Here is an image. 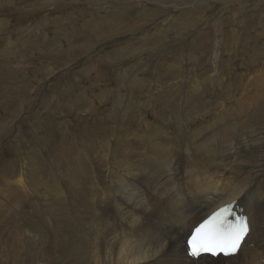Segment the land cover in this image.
<instances>
[{
    "label": "bare ground",
    "instance_id": "6f19581e",
    "mask_svg": "<svg viewBox=\"0 0 264 264\" xmlns=\"http://www.w3.org/2000/svg\"><path fill=\"white\" fill-rule=\"evenodd\" d=\"M89 1L94 6L113 2V0ZM129 1L131 4L133 3L131 1L137 0ZM146 1L160 4L164 9L170 8L173 14L185 11L188 6L201 4L204 0ZM206 1H213L221 8L225 2L229 4L242 0ZM51 2L52 0L43 2V5L47 7ZM119 9H123L119 17H116L120 24L112 30V33L116 34V31L120 30L119 33L123 34L126 30L129 34L128 43L137 45L132 47L134 51L130 50L129 46L121 47L124 53L120 54V50L118 51L117 62L112 60V52L107 54L105 66H109L113 72H105L109 75L113 74L109 77H114V81L118 82V88L115 95L110 86L108 89L111 90L107 91V89L104 92L111 113L105 112L102 118L109 119L107 126L109 124L111 126L112 119L115 116L120 117L117 127H120L118 130L121 134L116 140V152L110 154L112 146L104 138L107 130H103L102 125L95 128L88 124V117L85 114L86 116H82L83 122H86L84 130L79 128L81 124H74L76 125L74 135L82 138L80 141L82 145H79L80 143L77 145L74 140L70 143L68 140H61L60 137V139L57 137L56 141L54 138L51 154L55 153V155L52 158L60 169L64 167L58 175L50 170L49 165H43L39 161V169L29 172L28 178L24 176L27 183L24 178L22 180V188L26 184L27 188L18 189L12 185L14 174L10 172L13 170L11 167H16V163L13 159L11 161L6 158V162L0 165V186L6 188L7 193H11V203L19 207L16 209L10 207V210L0 212V236H5L2 226H8L7 236L12 241L14 253L19 250L29 258V263L33 261L32 264H56L57 257L64 254H69L75 264L80 262L83 264H264V162L249 170L247 157L243 156V153L250 151V142L256 141L254 135L253 138L248 136V130L245 128V125L250 123L249 114L261 108L264 110V72L256 68L259 54L255 56L251 65H246L244 71L246 77L234 75L236 81L245 80V82L235 87L232 86L234 81L232 74L221 77L222 81L226 78L230 83V90L225 91L226 93L221 92L222 94L218 91L213 92L214 86L219 84V79L214 76L212 79L196 77L193 80L154 76L155 83L159 84L166 93V97L162 99L165 101L154 105L157 109L156 114L163 115L166 110L168 112V108H171L170 118L159 119L165 124L161 127L163 132L154 128L147 118L143 119L147 121L145 127L143 126L144 131L133 132L129 130L128 123L138 122L140 118L131 115V109L138 103L140 108L146 109L147 100H144L141 94H150L154 89L152 83L145 80V74H141L139 64L140 55L149 51L142 43L147 37L141 39L135 37L141 30L142 24L150 21H153L152 24L166 22L170 25L172 21L177 24L187 11L177 17L173 16V20L168 15L154 22L155 18L161 16L156 11H142L137 18L136 13L130 12L129 6ZM93 12L100 13L102 10ZM194 13L196 12H191L189 15L193 16ZM200 15L199 18L195 15V18L185 19L180 28L175 26L154 28L153 34L162 28H173V35L183 36V31L187 32L189 29L188 24L193 28L196 22L206 20L204 15ZM109 24H113L112 20ZM108 25L103 30L108 29ZM103 30H101L102 34H104ZM155 37L161 44L162 37L156 35L154 39ZM85 50L81 49L78 54H83ZM135 50H139L138 53ZM180 50L182 49H178L177 52ZM61 55L63 59L64 54ZM126 57L133 59L134 69L131 71L129 66L128 69L120 61ZM152 58L155 59L154 56ZM207 58L208 56L203 57L199 53L193 58L194 64L199 66L201 62L205 63ZM47 60L49 58L45 61ZM112 61L114 64L111 63ZM70 62L63 65H69ZM5 66L3 67L9 68L8 65ZM72 71L64 70L62 74H71L68 75L71 78L75 74L81 78L80 81H84L79 73ZM101 71V68L95 69L93 71L95 77H99ZM9 76L8 71L0 77V80L5 81ZM208 78L211 81H207ZM140 84L147 87L144 89ZM206 93L210 95L207 99H199ZM151 99L157 101L156 98L151 97ZM196 100H200L203 107L201 116L206 119L213 115L214 118L212 117V122L205 127L191 132L189 124L191 116L187 113L200 107V104L195 103ZM193 104H197V107L195 108ZM72 108L78 111L73 105ZM175 116L183 118L179 121ZM236 117H239L238 123L235 121ZM36 121L40 124L37 117ZM171 124L174 125L176 133L172 132ZM239 125L243 127L234 130ZM138 126L135 125L133 128ZM250 133L254 134L255 130L252 128ZM153 134L156 137L153 138ZM261 135L263 132L259 133L257 140L259 147L264 150V136ZM220 136H231L230 142L219 140ZM100 140L106 141L107 146L98 147L97 141ZM44 143L48 145V142ZM79 146H89L88 149L93 151L85 156ZM177 194L184 195L186 201L179 200ZM231 202H237L243 209V214L248 216L251 226L237 254L219 255L216 258L207 255L192 258L188 254L187 238L193 227L213 211ZM4 205L0 204V209L7 207ZM191 217L195 219L187 222ZM50 219L54 222L52 223ZM136 240L138 243H135Z\"/></svg>",
    "mask_w": 264,
    "mask_h": 264
},
{
    "label": "rangeland",
    "instance_id": "374dc122",
    "mask_svg": "<svg viewBox=\"0 0 264 264\" xmlns=\"http://www.w3.org/2000/svg\"><path fill=\"white\" fill-rule=\"evenodd\" d=\"M55 1L52 0L51 5H54H49L50 7L47 6V8L43 5V2L47 3L49 0H0V69L3 72L0 71V77H3L4 73L6 74L8 71L10 73L9 78L5 81L0 80V165H3L7 159L15 161L16 167H11L13 170H10V172L14 174L11 180L12 185L18 189L24 190L25 187L27 188V184L22 188V180L25 177L28 178L29 172L39 169V161L43 165H49L50 170L56 175H58L59 171H63L64 167L62 166L60 169L59 165L53 160L52 157L55 153L51 154V147L59 137L61 140H68L70 143L74 140L77 145L79 143V145H82L80 142L82 138L76 137L74 133L77 124H81L79 126L81 130L85 129L86 124L84 123L86 122H83L84 120L82 119L85 114L88 117V124L95 128L102 125L103 130H107L104 138L112 146L110 154L116 152V140L118 135L120 136L121 134L118 130L120 127H117L119 116H115L112 119L111 126L110 124L107 126L109 119L102 118V115L107 112L111 113L110 105L105 101V96L107 95L104 92L110 86L113 88L112 93L115 95L118 88V82L114 81V77L110 78L113 74H107V72H113L109 66H105L108 59L107 54L112 52V60L117 62L119 61L117 58L119 50L120 54H123L122 48L129 46L130 50L134 51L132 47L137 45L136 43H128L129 34L126 30H124L123 34L119 33L120 30H117L116 34L112 33V30L116 29L120 24L116 17H119V13H122L123 11L121 10L123 9H119V7L129 6L131 8L130 12L136 13L137 18L140 17L142 11H156L161 16L155 18L154 22L168 15L172 19L173 16L177 17L187 11L186 15L177 24L175 21H172L170 25L166 22L152 24L153 21L142 24L141 30L135 37L136 39L147 37L142 43L149 51L140 55L139 64L141 74H145V80L152 83L151 85L154 86V89L151 90L150 94H141L142 98L147 100L146 109L140 108L139 103L131 109L130 114L140 118L138 122L128 123L129 130L133 132H136V130L137 132L141 130L143 132L145 124L149 120V123H152L154 128L163 132L161 127L165 126V124L159 119L162 117L165 119L170 118L171 108H168V112L166 110L163 115L158 116L156 114L157 109L154 108L156 107L154 105L165 101L162 99L166 97V93L159 84L155 83L154 76H159L160 78L170 77L176 80L185 78L193 80L196 77H209L212 79L214 76L219 79V84L214 86L213 92L218 91V93H221L230 90L229 81L226 78L222 81L221 77H227L231 74L232 79L236 78L234 75L245 76L246 65H251L258 54L257 58L259 57V59L257 61L259 63L256 64V68L264 72V0L233 1L229 4L225 2L221 8L213 1L205 2L204 0L201 4L197 3L194 6H188L185 11L173 14L169 10L170 8L164 9L160 4L150 3L146 0L131 1L135 4H130L129 0H121L120 2L113 0L107 5L100 3L95 6L89 0H76L77 2L75 0ZM72 2L75 4L73 5ZM94 10H102V12L94 13ZM190 11L196 13L190 16ZM200 14L204 15L206 20L200 19L201 21L196 23L193 21V24L195 23L193 28L191 24H188L189 31H183V36L173 35V28H162L159 32L153 34L154 28L160 26L180 28L182 23L186 21L185 19L195 18V15L199 18ZM132 19L136 18L132 17ZM110 20H112L113 24H109ZM107 25L108 29L105 28L103 30ZM124 29H127V27H124ZM101 30H103L104 34L101 33ZM156 35L162 37L163 41L161 44L158 42L159 39L156 37L157 40L154 39ZM123 44L124 46H122ZM139 44L141 45V43ZM199 47H201L200 50ZM153 48L155 49L152 50ZM81 49L86 50L83 54H78ZM178 49L182 50L177 52ZM135 51L138 53L139 50ZM198 52L203 57L208 56V58L205 63L201 62L199 66H196L193 58L199 54ZM61 53L64 54L63 59L60 57L62 56ZM153 56L155 59L152 58ZM66 57L69 58L67 59ZM48 58L49 60L47 61L49 62L45 61ZM127 58L120 59V61L127 68L129 66L130 69H128L131 71L134 69L133 59L129 57L127 60ZM113 61L111 63L114 64ZM66 62H70V64L63 65ZM7 65L9 66L8 69L3 67H8ZM10 68H12L11 71ZM97 68L102 69L99 77H95L93 73ZM69 69L73 70L72 72L79 73L84 81H80L81 78L75 76V74H72V78L68 76L71 74H62L64 70ZM209 78L207 81H211ZM242 82H245V80L236 81L234 79L232 86L236 87ZM140 85L144 89L147 87L143 84ZM72 86L74 87L72 88ZM109 90L111 89L107 91ZM208 96H210L209 93L202 94L199 99H207ZM151 97L156 98L157 101L154 102ZM195 103L200 104L198 109L191 111V113L185 112L191 116L189 120L191 132L205 127L214 118L213 115H210L204 119L201 116L203 107L200 100H196ZM197 104H193L195 108ZM71 105L76 107L78 111L76 112L74 108L71 109ZM145 113L146 115H144ZM36 117L40 124L37 123ZM175 117L179 121L183 118ZM145 118H147V121H144ZM238 118L236 117L235 119L236 123H238ZM249 121L250 123L245 125V128L248 130V136L253 138L252 136L254 135L256 141L250 142V151L243 153V156L247 157L249 170H252L260 162H264V150L259 147L257 140L260 132H263L261 137L264 136V110L261 108L257 112L250 113ZM68 123L72 126L76 125L72 127ZM135 125H139L138 128H133ZM158 125L159 127H157ZM170 127L172 132L176 133L174 125L171 124ZM242 127L239 125L234 130H240ZM252 128L255 130L254 134L250 133ZM154 137H156L155 134H153ZM230 137L220 136L219 140L224 139L229 143ZM46 138H48V141H46ZM44 142H48V145ZM97 142L98 147H105L108 144L106 141L102 142L101 140ZM86 147H81L85 156L88 152L91 153L93 151L88 149L89 146ZM5 151L8 153L5 154ZM102 169H104V166ZM18 182H21V184ZM25 183H27L26 179ZM176 196L179 200L186 201L184 195L177 194ZM2 203L7 207L0 209V212L10 210V207H13V209L19 207L11 203V193H7L6 188L0 186V204ZM192 219L195 218L191 217L187 222ZM17 221L22 222L20 220ZM2 228H4L3 234L5 236H0V264H32L33 261L29 263V258L24 256L19 250L14 253L12 241L7 236L9 228L8 226H2ZM59 229L62 230L61 228ZM135 243H138V240ZM57 260L58 263L56 264H75L69 254L60 255ZM79 264L83 263L80 262Z\"/></svg>",
    "mask_w": 264,
    "mask_h": 264
}]
</instances>
